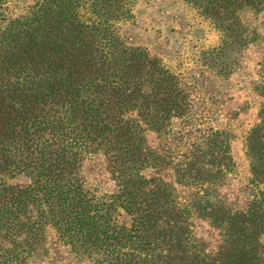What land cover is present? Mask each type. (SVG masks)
<instances>
[{
  "label": "trees",
  "instance_id": "trees-1",
  "mask_svg": "<svg viewBox=\"0 0 264 264\" xmlns=\"http://www.w3.org/2000/svg\"><path fill=\"white\" fill-rule=\"evenodd\" d=\"M4 1L0 264H39L50 237L81 264H264V100L243 137L250 177L235 206L222 192L234 167L227 131L186 136L179 157L149 144L172 119L188 122L190 100L156 57L125 42L118 23L131 16L128 0H34L16 15ZM183 1L219 31L203 53L216 55L224 78L259 42L244 17L264 0ZM258 66L262 90L264 58ZM89 160L101 161L109 190L85 177ZM191 218L217 231L213 252Z\"/></svg>",
  "mask_w": 264,
  "mask_h": 264
},
{
  "label": "rangeland",
  "instance_id": "rangeland-1",
  "mask_svg": "<svg viewBox=\"0 0 264 264\" xmlns=\"http://www.w3.org/2000/svg\"><path fill=\"white\" fill-rule=\"evenodd\" d=\"M33 1L5 0L2 7L6 14L16 15L24 12ZM128 2L131 16L118 23L125 42L138 45L156 57L178 77L190 100L188 122L185 118L183 121L172 119L171 131L165 137L152 132L147 134L149 144L158 152L165 149L179 157L185 151L186 136L194 140L208 127L227 131L234 167L222 192L235 206H242L246 195L240 190L250 177L243 137L256 122L258 105L264 100V84L262 90L254 88L253 84L258 74V62L264 58V5L258 12L244 17V22L260 34L259 42L243 48L236 66H231V71L222 78L213 69L210 59L216 55L203 53L219 45L220 33L194 6L183 0ZM236 56L237 53H231L230 58ZM216 63L219 64L218 59ZM180 133L182 136L179 137ZM101 167V161L89 160L84 166L85 177L91 184L109 190L111 183L106 181V174L100 172ZM177 189L183 195V188L177 186ZM190 226L194 234L204 240L207 250L213 252L218 243L217 231L198 218H191ZM48 252L39 264H81L67 256L65 249L52 237Z\"/></svg>",
  "mask_w": 264,
  "mask_h": 264
}]
</instances>
